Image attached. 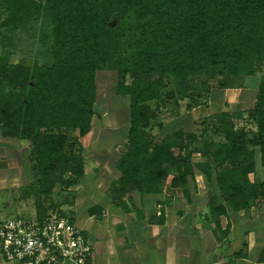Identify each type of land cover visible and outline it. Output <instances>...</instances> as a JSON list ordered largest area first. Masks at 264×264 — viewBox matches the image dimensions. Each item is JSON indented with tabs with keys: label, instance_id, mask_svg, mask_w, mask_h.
I'll return each mask as SVG.
<instances>
[{
	"label": "trees",
	"instance_id": "trees-1",
	"mask_svg": "<svg viewBox=\"0 0 264 264\" xmlns=\"http://www.w3.org/2000/svg\"><path fill=\"white\" fill-rule=\"evenodd\" d=\"M1 15L3 44L39 29L43 63L0 62V136L29 145L30 179L19 192L38 218L59 209L50 201L57 186L67 191L83 178L79 140L91 129L100 71L115 73V94L129 101L114 205L132 192L160 193L169 175L187 195L193 167L215 181L213 215L264 200V184L248 178L255 149L264 169V0H0ZM255 77L245 114H210L194 123L197 132L152 133L180 102L199 107L211 90L244 89ZM194 154L202 161L193 164Z\"/></svg>",
	"mask_w": 264,
	"mask_h": 264
},
{
	"label": "crops",
	"instance_id": "crops-1",
	"mask_svg": "<svg viewBox=\"0 0 264 264\" xmlns=\"http://www.w3.org/2000/svg\"><path fill=\"white\" fill-rule=\"evenodd\" d=\"M257 83L255 77L244 89L211 90L207 105L220 112L245 114L255 104ZM91 129L79 140L82 147L94 139ZM18 144L17 139L0 136V194H11V202L30 179L23 171L20 176L18 167L12 168ZM107 152L95 150L101 158L89 168L84 164L80 183L66 192L69 203L58 204L91 242L88 264H264V200L247 210L226 208L225 214L213 215L212 199L219 195L215 181L193 167L187 195L170 187L173 176L169 175L160 193L132 192L114 205L109 191L119 177L115 168L119 153L109 164L113 151ZM258 153L255 149L254 172L248 178L264 184ZM201 161L199 154L193 155V164Z\"/></svg>",
	"mask_w": 264,
	"mask_h": 264
},
{
	"label": "rangeland",
	"instance_id": "rangeland-1",
	"mask_svg": "<svg viewBox=\"0 0 264 264\" xmlns=\"http://www.w3.org/2000/svg\"><path fill=\"white\" fill-rule=\"evenodd\" d=\"M0 17L3 18L2 15ZM35 25H29L24 31L15 32L16 34L9 36L4 44L0 40V62L3 59H7L8 63L14 62V64H17L18 62H22L24 65L29 66L34 62L38 64L43 63V54L40 52L38 41L39 29ZM116 80L117 78L114 72L100 71L96 73V98L93 107L95 115L91 121V131L94 133V139L92 138L88 146H83L82 156L85 168H89L91 163L94 164V159L101 158V155L98 157V155L94 154L95 150H98L99 154H103V152L109 153L107 152L109 150L111 152L113 151V156L111 152V155H109V158H112L108 160L109 164H113L117 157V151H119V147L123 143L126 126L128 125L129 101L127 97H121L115 94L114 88ZM207 104L208 99L207 101H202V105L199 107L187 109L185 108L186 101L180 102L179 108L177 109L178 115L169 117L168 113H164L159 116L158 120L162 122V129L159 130V128L155 127L152 133L157 136H162L164 133H171L180 127L190 132H197L200 127L194 125V123L200 122L205 116L220 112L213 107L209 108ZM28 146L27 142L19 141L16 158L13 159L12 168L16 167L17 169L18 167L20 176L21 171L24 174L27 173L25 167H30L31 164L28 160ZM258 154L256 156V162L259 167ZM22 166L24 170H22ZM66 192L68 190L65 191L57 186L50 197L51 203L58 205L60 202L65 201L67 196ZM20 196L21 194L18 190L16 197L14 196L11 202V194L4 192L0 194V222L18 215L29 218L37 215V210L32 199L23 200ZM62 213L68 215L64 208H62ZM0 264H5L1 257Z\"/></svg>",
	"mask_w": 264,
	"mask_h": 264
},
{
	"label": "built area",
	"instance_id": "built-area-1",
	"mask_svg": "<svg viewBox=\"0 0 264 264\" xmlns=\"http://www.w3.org/2000/svg\"><path fill=\"white\" fill-rule=\"evenodd\" d=\"M91 253L86 234L60 209L0 222V257L7 264H88Z\"/></svg>",
	"mask_w": 264,
	"mask_h": 264
},
{
	"label": "water",
	"instance_id": "water-1",
	"mask_svg": "<svg viewBox=\"0 0 264 264\" xmlns=\"http://www.w3.org/2000/svg\"><path fill=\"white\" fill-rule=\"evenodd\" d=\"M114 23H115V22L112 21L109 25H110V26H114ZM15 64H16V63H15Z\"/></svg>",
	"mask_w": 264,
	"mask_h": 264
}]
</instances>
